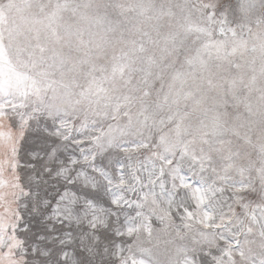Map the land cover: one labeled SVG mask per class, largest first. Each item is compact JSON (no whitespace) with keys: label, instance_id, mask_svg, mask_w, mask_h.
<instances>
[{"label":"snow or ice","instance_id":"obj_1","mask_svg":"<svg viewBox=\"0 0 264 264\" xmlns=\"http://www.w3.org/2000/svg\"><path fill=\"white\" fill-rule=\"evenodd\" d=\"M0 264H264V0H0Z\"/></svg>","mask_w":264,"mask_h":264}]
</instances>
